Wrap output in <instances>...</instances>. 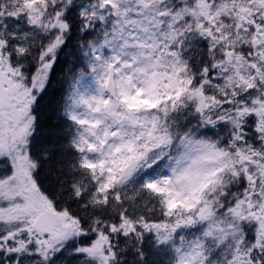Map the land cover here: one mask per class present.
Masks as SVG:
<instances>
[{
	"label": "snow or ice",
	"instance_id": "snow-or-ice-1",
	"mask_svg": "<svg viewBox=\"0 0 264 264\" xmlns=\"http://www.w3.org/2000/svg\"><path fill=\"white\" fill-rule=\"evenodd\" d=\"M0 264H264V0H0Z\"/></svg>",
	"mask_w": 264,
	"mask_h": 264
}]
</instances>
